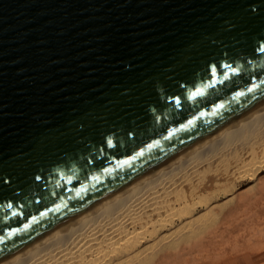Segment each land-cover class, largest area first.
I'll return each instance as SVG.
<instances>
[{"label":"water","instance_id":"95a60500","mask_svg":"<svg viewBox=\"0 0 264 264\" xmlns=\"http://www.w3.org/2000/svg\"><path fill=\"white\" fill-rule=\"evenodd\" d=\"M258 45L264 0H0V263L263 100Z\"/></svg>","mask_w":264,"mask_h":264},{"label":"bare ground","instance_id":"6f19581e","mask_svg":"<svg viewBox=\"0 0 264 264\" xmlns=\"http://www.w3.org/2000/svg\"><path fill=\"white\" fill-rule=\"evenodd\" d=\"M262 169L264 99L0 264H258L264 243L222 254L264 214Z\"/></svg>","mask_w":264,"mask_h":264},{"label":"rangeland","instance_id":"374dc122","mask_svg":"<svg viewBox=\"0 0 264 264\" xmlns=\"http://www.w3.org/2000/svg\"><path fill=\"white\" fill-rule=\"evenodd\" d=\"M259 180H264V169L261 170L258 174ZM252 181L245 179L240 180L239 182L235 183L237 185L238 191L247 190V188L251 185ZM250 223V222H249ZM251 242L250 247H253L252 249H247L246 247L242 248L241 250H237L236 248L238 245L247 246ZM261 243H264V214H261L258 216L257 219H253V222L248 224L246 228L237 229L234 228L230 232L227 243L225 244L226 250L222 254V256L229 257L230 259H234L235 256L245 253V252H253L255 248H259ZM241 246V247H242ZM257 246V247H256ZM264 246V245H263ZM261 248V247H260ZM259 248V250H260ZM236 249V250H235ZM236 251H240L237 255H234L231 253H234ZM234 256V257H232ZM218 259H223L221 256H219ZM220 261V260H219ZM231 261V260H230ZM223 260L220 262L222 263ZM264 263V256L261 258V260L258 262V264ZM219 264V263H218Z\"/></svg>","mask_w":264,"mask_h":264},{"label":"snow or ice","instance_id":"6c2138e0","mask_svg":"<svg viewBox=\"0 0 264 264\" xmlns=\"http://www.w3.org/2000/svg\"><path fill=\"white\" fill-rule=\"evenodd\" d=\"M257 50L259 52L264 53V45H258V49ZM249 63H250V61H249ZM217 67L218 66H216V65H209V68L207 70L209 79L215 78L217 76ZM223 67L228 68L232 72L233 75H238L239 74V69L238 68H233L232 65H230V64H225ZM227 78L228 77H225V79H227ZM262 83H264V81H262ZM241 94H243V93H241ZM202 95H203L202 92L197 91V92H194L192 94L191 98H194L196 96H202ZM168 99H169V102L174 103L176 106H180L181 105V99H180L179 96H173V97H170ZM165 138H167V137H165ZM107 143H108V146H112V141L111 140H108ZM36 179H40V177H37ZM4 182H6V181H4ZM9 207H11V205H9Z\"/></svg>","mask_w":264,"mask_h":264}]
</instances>
